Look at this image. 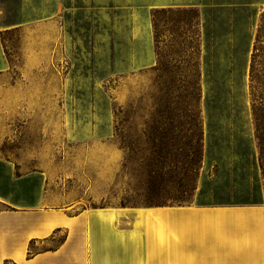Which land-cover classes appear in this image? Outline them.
I'll use <instances>...</instances> for the list:
<instances>
[{
	"label": "rangeland",
	"instance_id": "rangeland-1",
	"mask_svg": "<svg viewBox=\"0 0 264 264\" xmlns=\"http://www.w3.org/2000/svg\"><path fill=\"white\" fill-rule=\"evenodd\" d=\"M169 7L199 20L203 150L184 206L264 205L252 107L264 0H0V211L177 207L171 175L148 176L152 148L171 146L146 137L169 85L153 70L151 13Z\"/></svg>",
	"mask_w": 264,
	"mask_h": 264
},
{
	"label": "crops",
	"instance_id": "crops-1",
	"mask_svg": "<svg viewBox=\"0 0 264 264\" xmlns=\"http://www.w3.org/2000/svg\"><path fill=\"white\" fill-rule=\"evenodd\" d=\"M57 233L64 236L54 244ZM6 261L264 264V205L102 207L76 213L8 208L0 211V264Z\"/></svg>",
	"mask_w": 264,
	"mask_h": 264
},
{
	"label": "trees",
	"instance_id": "trees-1",
	"mask_svg": "<svg viewBox=\"0 0 264 264\" xmlns=\"http://www.w3.org/2000/svg\"><path fill=\"white\" fill-rule=\"evenodd\" d=\"M261 20L255 36L256 43L263 29L264 13ZM151 29L156 57L153 70L162 72V78H168L169 85L160 97L164 108L148 124L146 137L153 146L170 145L171 148H152L148 158L151 165L148 176L157 179L162 174L171 175L169 187L179 192L171 200L180 207L192 202L196 189L195 173L200 169L203 150L202 126L197 110L199 74L195 56L199 42L198 13L194 9H154L151 13ZM255 46L249 75L252 84L261 83L259 73L263 70V64L255 61ZM252 107L260 168L264 177V103L254 101ZM180 145L184 149L179 148ZM152 187L157 190L162 185L156 183Z\"/></svg>",
	"mask_w": 264,
	"mask_h": 264
}]
</instances>
